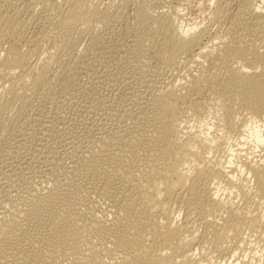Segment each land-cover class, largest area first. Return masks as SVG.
<instances>
[{
	"label": "rangeland",
	"instance_id": "rangeland-1",
	"mask_svg": "<svg viewBox=\"0 0 264 264\" xmlns=\"http://www.w3.org/2000/svg\"><path fill=\"white\" fill-rule=\"evenodd\" d=\"M4 1L7 2L9 1L8 3H10L9 4L10 9L8 8L5 11L6 9L5 8L3 9L4 11L2 10L0 12V23L2 21L1 18H4V16H6L5 18H7L9 14L10 15L15 14L16 15V16L14 15L16 17L15 21L17 22V23L15 22L17 27L16 29L17 31L20 30L19 32L20 34L17 35V32L14 33L13 31H7L4 29L2 31L3 27H1L2 24H0V60H4L5 58H7V56L9 57L10 55L11 56L15 55V57H18V59L21 58V60H23L25 57L24 59L25 61L23 60L22 65L19 67H15V69L12 68V66L3 67L2 65H0V184H1L0 221L9 214H10L9 216H11L12 214L13 216L12 219L17 215L18 218L16 217L15 220L18 219L17 223L18 224L20 223L21 225V229H19L21 232L20 235L24 237L23 238L20 236V238L23 239L20 240L22 242L27 241L25 243H28V240L29 238L31 239V237L32 239L37 237V235L35 234L40 230H38L37 226L34 228H30L29 225L26 226L25 225V223L27 222L26 219L24 217L23 218L20 217L22 215H19L18 212L23 213V211L25 210L27 211L26 208H28L29 210L28 217L29 218L36 217V210H35L36 207L34 206L35 204L29 201L32 200L33 202L32 198H36V197L38 199L40 198L41 200H43L45 196L49 195L48 192L50 191V189H54L53 187H55L54 185H56L55 183L57 180H61V179L64 180L66 177L67 179H65V181L67 182L69 178L67 176L68 173L66 175V172L67 170H70L69 168L71 167L72 165L71 163L74 159L77 160L80 156L84 155L86 150H88V152L89 151L97 152L99 149L97 143L100 144L102 142L101 140H104L106 138L105 136H108L103 132L110 130V128L112 129V128H116L117 126H121V124L122 126L123 124L124 125L126 124V122L120 123L118 121L119 118L117 116L115 117L114 115L117 114L123 115L126 113V115L133 114L134 116H136L138 114L139 116H141L144 115V113L146 114V112L147 114L151 115L150 109L152 108V106L148 104L152 102L150 100L152 99L154 100L155 96L157 95L156 92L158 94L161 93V91L166 90L169 87V85H171V83L176 85V88L178 87L177 88L178 91L179 88L181 89L183 87V89H181L180 91L186 92L184 88L187 87L186 83L188 82V78H190L189 70L191 71L192 75L197 74L198 72L197 68H195L193 64L190 63V61L193 58V55L197 52V49H199L198 46L197 49H195V47L193 48L192 55L191 53H189L179 56L177 52H175L168 46L167 42L169 40V35L165 31H163L162 26L158 21L162 20L166 24H172V26H174L178 30V32L181 33L182 31L187 29L192 30V33L195 34L197 33L196 35L202 38L199 43V47L202 48L204 47V45L212 43L213 41L215 43H218L217 41L219 42L225 40L227 41V39H224V37L226 38L228 37L229 40L230 37L233 38L234 35L236 36V34H238L237 32H239L240 25L236 22L237 20L235 18L237 12L241 10V5H243L245 1L246 2L251 1L253 7L261 6V0H256V1L255 0H85L86 4L84 3V6L83 5L81 6L83 8L81 9L84 11L85 10L88 11L90 9L95 11L94 16L93 14L88 15L87 16L88 19L86 18L87 20L85 19L86 20L85 22L83 21L80 22L78 25L76 24V27L74 28L72 34L65 35L63 32H62L63 34L60 33V29L55 24V21L59 19V16L62 18V17H66L67 16L66 14H68L67 13L68 4L63 2L64 0H55L58 4L54 6L55 4H53L52 2V5L49 4V6L51 7L46 6L48 4L45 2L46 0L45 1L44 0H4ZM138 10L140 11V13H138ZM257 12H260V10L257 9ZM146 15L149 18L151 17V20H148L149 22L147 23L144 22V20L146 19ZM259 17L260 18L258 21H264L263 19L264 10H261V13H259ZM15 23H12V26L10 25L9 28H14ZM50 26L52 27V29ZM57 29H59V31H57ZM257 31L258 32L254 34V36L252 35L253 37L252 36L250 38L245 37L243 43L245 44L246 42L245 45H247V47L255 48L256 50L254 52L264 57V27L262 28V26H260L259 30ZM136 32H140L142 37L141 40H137L136 38H134L136 35H138L136 34ZM63 35L66 37H64ZM62 39L63 40L65 39L64 40L65 42H63ZM135 42L138 43L135 44ZM214 42L213 44H215ZM10 47L11 49L12 48L14 49L9 50ZM130 48L132 50L134 49V51L135 49H137V51L135 55L129 56L127 60L126 58H124L125 56L123 55V50ZM120 55H122L123 57ZM11 56L7 59H12L13 56L12 57ZM15 57L12 60H15ZM121 58L123 61L121 60ZM135 60L137 61L140 60V63L142 65L140 63L139 64L143 66L142 70H144L145 72V73L142 72V74H145L144 76L146 78L144 76H139V74L136 73L138 75L137 76L135 72L132 71L134 67H132L131 65L138 63ZM109 61L111 64L109 63ZM80 62L83 65L81 64L80 66ZM143 62L145 63L143 64ZM46 63H48V65L51 66L50 72L48 73L49 75L46 78L47 80L44 79V81L41 82L40 84H37L36 87L35 85L32 86L31 81L35 79L36 74L37 76L39 75L41 69L40 67H43L42 65H46ZM140 65H138L137 67L140 68L141 67ZM190 66L193 67L191 68ZM258 66H260L259 62L250 61L249 64H247L246 70L251 69L249 70V72L254 71L257 74H259L262 69L257 68ZM255 68H257L258 71ZM130 69H132L131 70L132 72L130 71ZM129 73L133 76H131ZM133 73L135 74V77ZM30 79L31 81H29ZM185 79L187 80V82H185L186 81ZM182 82L185 83L186 86ZM187 89L188 87L186 88V90ZM142 90L145 91L147 90L146 92L147 99L144 96L145 93L141 94V92H143ZM204 90L198 93H194L195 95L193 94L196 100L198 98V101L193 100L194 98L192 96L193 101L200 102L201 100L200 102L201 104L203 102L202 99H204V102L201 105L202 111L200 108H197L195 105H190L189 108V105L186 104L188 107L189 114L187 113L188 116H186L188 120L185 119V117L183 118L184 122H182L181 124L182 129L183 126L185 125V122L188 124H186L187 126L183 131H181L182 129L180 126V130H179L180 136L185 132H189V133L196 132V134L200 133V135L207 136L208 138H211L212 136L214 137L216 136L215 138H218L221 136L223 138L221 139L220 137L221 139L220 143H224L226 141L225 148H227L229 144L233 145L232 146L233 150L240 151L241 156H244L246 152V156L248 158H252V157L255 158V156L256 158H258L257 156L264 157L263 147L259 149H255L251 147L252 146L251 143H249L248 145L245 142L243 143L247 135L246 132L243 133V130L246 131L244 125L249 126L253 117L246 110L240 108L238 104L237 107L236 102L233 101H227V105L226 103L225 104L223 103L222 105L223 107L221 109L222 111L219 110V108L218 109L216 108V110H218L219 113L218 112L215 113L216 111H214L215 109L212 108L213 106L212 105L208 106L207 104V101H212V100L211 99L208 100L209 98L208 96L209 94L207 95L208 91L207 90L204 91ZM143 99L146 100V103L145 101L143 102ZM231 102L233 105H231ZM139 103L142 104L140 105ZM119 104L120 106H118ZM145 104L147 105L145 106ZM204 104L207 107H205ZM209 104H211V102H209ZM142 105L144 106L142 107ZM179 106L182 107L185 105L180 103ZM229 106L231 109H229ZM191 107L193 108L192 109L193 111L191 110ZM224 107L226 108V110H224L225 113L223 112V109H225ZM210 109L212 112L210 111ZM140 111L142 113H140ZM194 111L197 114H195ZM200 111L202 113H200ZM214 113L218 115L216 116ZM223 113L225 114V116L223 115L224 117L222 118L220 114ZM213 114L216 116L215 117L216 119L218 117L219 118L221 117L220 119H224L222 121L223 122L222 124L219 123L221 128L217 124V122H220L221 120L218 121L219 118L217 120L213 118L214 117ZM133 115H130V117H133ZM132 120H134V118ZM197 121L200 123H198ZM120 130H118V132H120L119 135L122 132ZM262 131H264V127L262 128ZM100 133H103V138L101 137L102 134L100 135ZM94 140L101 142L99 143L95 141L93 142L94 144L90 145L91 146L90 147L89 144H91L92 141ZM237 143L239 146H237ZM87 147L90 148L88 149ZM72 148L73 150L75 151L77 150L79 152L78 153L76 151L77 155L76 154L75 155L77 157L74 156L75 151H73ZM242 149L243 151H241ZM66 151L68 152V154ZM69 153L72 154L74 157L72 155H69ZM220 154L221 153L219 154L213 153L212 155H214V157H216L218 161L222 163L223 161H225L226 156L229 153H227V155L225 154L220 155ZM212 155L210 154L209 156L208 154L207 156H209V158L211 157L214 158ZM128 156H132V155L128 154ZM200 156H202V154ZM115 157H119V156L111 155L113 161L116 160V164L111 162L112 165L121 164V162L119 163L120 161L119 158L114 159ZM133 157L134 156L128 157V160L131 158L132 159L131 161H133ZM212 158L211 160L215 161V158L214 159ZM24 159L26 160V162ZM217 159L216 162H218ZM46 163H48V165ZM13 167H17V168H13ZM235 167L237 166L233 165L231 169L234 172V174H237L238 172L236 173V171L238 169L235 170ZM99 171L102 172V170ZM100 172H99V177L90 176V180L88 177V181L92 182V184L87 183V186L83 190V194H81L82 191H80L79 195L81 196L79 198L81 199L77 201L81 203L80 205L82 206V208L83 207L86 208L84 209L85 211L89 210L91 213L89 214L88 211L85 212L86 214L85 213L84 214L88 215V218L87 216L84 215L85 218L81 217V219H84V221L78 219L80 221V222L78 221V223H80L79 225H81V222L83 221L82 226L87 223L84 226L87 227V225L91 223L92 220L94 219L92 214L93 215L97 214L98 216H96L95 219L97 218V220L99 219L101 220V222L103 220V223L99 221L101 223L100 225L105 228L110 227L111 229L113 224L120 223L117 220L118 217L121 218L122 216L126 215L122 211L123 208L126 207L125 204L127 203L125 201H122L120 195L118 196V193L115 190L117 188L114 183L106 184L103 179H100V177L104 178V176L102 177L100 175L102 174ZM87 175H91V173H87ZM193 176L195 177V179H197L198 174L195 172ZM69 177L71 179L70 181H68L70 182V184L76 182L78 183L77 181L79 180L78 175L75 176L71 175ZM91 178L94 181L93 180L91 181ZM203 179L204 178L202 179L200 178L199 181L198 178V180L194 182L195 186H192L190 190L187 189L186 193L184 192V197H183L184 201L183 199L181 201L182 197L176 201L173 199L175 201V202L173 201V204L175 206L173 207L174 209L172 210V213L169 215L170 217L157 215L158 216L157 221H159V223H163V222L165 223L169 220L176 224L178 223L177 225L178 226L180 225L182 227L184 239L180 240V242L185 241L187 243L189 242L194 243L193 251L195 253L193 252V254L194 257L196 258V261H198L199 264H207V263L226 264L228 262H232L235 260L237 262H241L243 260L244 264H264L263 263L264 233L262 231L264 230V226H263L264 207L263 210L262 208L261 209L259 208L262 207L261 205L263 204L264 200L262 199L261 200L262 203H261L259 200H257L258 197L253 198V200L254 199L255 200L254 201L252 200V202L255 205H253L252 209L254 211L252 210L251 216L252 217L254 216L253 213H256L255 210L260 209L259 211L262 210L263 213L257 212L256 214L260 215L262 213L261 215L262 218L261 216H257L256 214H255L257 216L256 218L259 219H256L255 216L254 218L251 217L249 218V220L251 219L250 221L253 220V222H256V224L253 223L255 229L254 227L252 228V230L245 229V231H247V233L244 231L243 234L245 238L242 235V239L245 241H242V243H240V239L235 238L230 233V231H228L229 233L227 232L228 234L225 231H223L226 230L224 227H223L224 229L221 227L222 229L220 228L221 230L218 231L219 229L218 227H220L219 224L223 225L222 217L224 216L223 215L221 217L220 215L219 217L218 215L219 212L216 213V211L214 212V210L212 211L205 206L207 208L205 209L206 210L205 212L200 211L202 208L199 209V211L196 208L197 211H195V209L194 210L192 209L194 213L192 212L189 213V211H191L189 210L191 206L187 203L189 201V196L190 197L195 196L197 194V189L199 188H200L199 191L202 192L201 188H204L206 184L211 183L206 189V191H208L207 194L204 195L201 194V200H203V202L208 203L210 201V199L213 197L212 196L213 194L211 192L215 191L214 193L215 194L217 193L218 196L221 195L220 197H223V195L225 194L224 191L227 188L226 185L228 184L227 180L224 179L225 181L223 180L224 181L223 183L219 182L220 184L219 183L217 184L216 181L211 180L210 182V180L208 179H204V180ZM196 184L197 185L199 184L200 186L198 188H195L197 187ZM201 184H204L205 186ZM251 186L252 185H249L248 191L249 189L252 188ZM187 191L188 192L192 191L193 194L191 192L188 193ZM114 192L116 193L114 194ZM185 194L186 196L188 195V198L185 196ZM191 194L193 196H191ZM202 196L205 197L203 198ZM210 196L212 197L209 198ZM240 196H237V199L235 198V200L234 199L232 200L234 201L235 204L238 202L237 207L238 206L241 207L242 205V207L244 208L246 204L244 203V201L240 202L241 201L240 199H242V197L240 198ZM233 197L235 196L232 195L231 198ZM114 200L115 202H113ZM206 200H208V202ZM257 202L261 204H258ZM129 203L130 201H128L127 204L128 206L126 207V210H128L129 212H133V209L129 206ZM112 205H114L115 208L114 211H111L113 208ZM258 205L260 206L258 207ZM186 206H189V208ZM254 206H256L257 208L254 209L255 208ZM22 207H24L25 210L23 208L22 211ZM38 209H41V206ZM15 210L17 211L18 214H16ZM11 211H13L15 215ZM112 212H114L115 216L112 214ZM41 213H43L42 216ZM39 214L41 218V217H45L44 215L46 213L44 211H40ZM120 214L122 216H120ZM210 214L211 215L213 214L212 216L215 218V221L217 220L216 222L217 224H214L215 226L213 225L215 227L213 228V230L215 229V231H213L214 233H212L211 225L215 221H213L214 218ZM214 214H216L219 218L214 216ZM90 215L92 216V219ZM209 215L210 217H212L211 220L213 221V223H211L212 221L210 222ZM123 218L124 217H122L119 220H122ZM85 219H87V221H85ZM204 219L206 221L205 224H204ZM218 219H222V221ZM104 220H106V222L108 223L105 224ZM139 220L143 224L145 222V217L140 215ZM154 220H156V218ZM111 221L113 222L111 223ZM209 222L211 224L209 225L207 224L208 225L207 228L206 223ZM22 225H24L25 227H23ZM182 225H184V227ZM259 227H261L262 229L258 230ZM227 230L229 229L227 228ZM148 232L147 231L145 232V230L143 231V235L148 234L147 236L144 235V239H146V237L148 236L151 239L152 236H150L149 235L150 232L149 233ZM207 232H211L213 235ZM255 232L256 234L254 235ZM187 234H189V236H187ZM215 234H219V235L221 234V236ZM17 236H18L17 234L15 235L13 234L10 235L8 238H3L2 240L3 242H5L4 248L9 247L8 243L13 242L14 240L12 238H17ZM215 236L216 238H214ZM149 237L147 241L145 240L144 242L149 241L148 243H150ZM211 238H213L214 241L211 240ZM216 239H220V240L218 241ZM21 241H19V243ZM85 241H88L87 243H89L90 240L86 239ZM22 242L20 244L24 245V242L23 243ZM174 243H178V242H174ZM101 244H103V241L101 242ZM244 244L246 246H244ZM43 245H42L43 249L47 250L48 245L47 246L46 244ZM87 247L88 246H85L84 249L83 246L84 250L82 249L81 250L85 251ZM238 247H240L239 248L240 252L238 251L239 249L236 250ZM166 248L168 247H165V249L163 248L162 250H160V252L159 251L157 252L159 253L157 256H159L160 253L162 254L160 255V258L162 256V258L160 259L161 262H159L160 264L162 263L165 264L164 262L168 263V261H169L168 264H170V261L179 262L180 260H182V258L181 257H180L181 259L177 258L179 257V255H181L178 253H180V251L181 252L186 251V250L182 251V249L179 247L181 250L179 249V251L176 253L174 251L172 252V250L174 249L170 247H169L170 249H166ZM244 250L246 252H243ZM241 251L243 252V254ZM166 254L167 256L169 255V258L172 260H170L168 257H165ZM108 256L109 254L102 255L101 257H104L102 258L105 259L104 261L111 260L110 262H112L113 258L110 259L109 258L110 256L109 257ZM48 261L50 262L51 260ZM57 261L61 263L60 258H57ZM31 262L32 261L30 259L18 260L15 261V264H31ZM65 262L68 263L69 260L64 261V263L62 262V264H65ZM113 262H115V260Z\"/></svg>",
	"mask_w": 264,
	"mask_h": 264
},
{
	"label": "bare ground",
	"instance_id": "bare-ground-1",
	"mask_svg": "<svg viewBox=\"0 0 264 264\" xmlns=\"http://www.w3.org/2000/svg\"><path fill=\"white\" fill-rule=\"evenodd\" d=\"M8 2L4 1V0L0 1V12L5 8H6L5 11L9 8L10 3H8ZM45 2L48 3L46 5L48 7H51V6H49V4L52 5V2H53V4H55L54 6H56L58 4L55 0H46ZM63 2L68 4V8H67V6H66V8L68 9L69 12L67 11L68 14H66L67 16L65 15L66 17L61 18L59 16V19H57V17H58L57 16L56 17L57 21H55V24L60 29V33L63 32L65 35L72 34L74 28L76 27V24L78 25L80 22H83V21L85 22L88 19L87 18L88 15L93 14V16H94V14H95V11H93L91 9L88 11H86V10L84 11L81 9V8H83L81 6L82 5L84 6L85 0H64ZM84 8H87V7H84ZM257 9H259L260 12H257ZM261 10H264V0H261V6H258V7H253V4L251 3V1H247V2L245 1V3H243V5H241V10H239L237 12V15L235 18L237 20L236 22L240 25L239 32H237L238 34H236V36L234 35L233 38L230 37L231 39L229 38V40H228V37L227 38L224 37V39H227V41L226 40L221 41V42L217 41L218 43H215L213 41L215 44H213V42H212V43H209L207 45H204V47L201 46L202 48L199 47V43H200V40L202 38H200V36L198 37V35H196L197 33L196 34L192 33V30H188V29L182 31V33L178 32V30L174 26H172V24H166L162 20H159L158 22L162 26L163 31H165L169 35V40L167 42L168 46L172 50L177 52L179 54V56L189 54V53H191V55H192L193 48L195 47V49H197V46L199 48V49H197V52L193 55V58L190 61V63H192L195 68H197L198 72L196 71L197 74L192 75L191 71L189 70L190 78H188V82L186 80L187 78L185 79L186 80L185 82H187L186 84H187L188 89L186 90V88H187L186 87V88H184L186 92H181L180 90L183 89V87H182L181 89L179 88V91H178V89H177L178 87L176 88V85L171 83V85H169V87L166 90L161 91V93H159V94L156 92L157 95L156 96L154 95L155 96L154 100L153 99L150 100V101H152L151 103H149L150 101L148 102L149 103L148 105L152 106V108L150 109L151 115L147 114L146 110H145L146 114L143 112L144 115H141V116H139L138 114L137 115L135 114L136 116H134L133 114H130L129 112L128 113L130 115H133V117H130V115H126V113L123 115H118V114L114 115L115 117L117 116L119 118L118 121L120 123L126 122V124L125 125L123 124V126L121 124V126H117L116 128H112V129L110 128V130L103 132L108 136H105L106 138L104 140H101L102 141V142L100 141L101 143L99 141H96V140L92 141V143L89 144V146L94 144L93 142H95V141L100 143V144L97 143V145L99 146L98 151L96 150L97 152H94V151L88 152V150L85 149L86 150L85 154L83 152L84 155L80 156L77 160L72 158L74 160L73 161L71 160L72 163L71 162L70 163L72 165H71V167L69 166L70 170H67L66 175L68 173V175H67L69 178L68 181L71 180L69 176L78 175V177H79V180H77L78 183L75 181L76 183L70 184V182L65 181V179H67L65 177V179L63 178L64 180L61 179V180L56 181V183H55L56 185H54L56 188L52 186L54 189H50V191L48 192L49 195L45 196V198L43 200H41L40 198L38 199L37 197L36 198L31 197L33 199V202H32V200L29 202L34 203L35 204L34 206L36 207V209H35L36 210V217L35 218H29L28 217V215H29L28 211L29 210H28V208H26L27 211L25 210V208H24L25 205H24V207H22V211H23V208L25 211H23V213L18 212L19 215H22L20 217H22V218L24 217L26 219V221H27L25 223L26 226L29 225L30 228H34L37 226L38 230H40V231L37 230L38 232H36V234L34 233L35 235H37V237H35L32 234L35 238L32 239V237H31L32 240L29 238L28 243H25L27 241H25V242L23 241L24 245L20 244L22 242L21 240H23V239L20 238L21 232L19 229H21V225H20V223L19 224L17 223L18 219L15 220L17 215L13 219H12V217H13L12 214H11V216H9L10 215L9 213H8L9 214L8 216H5V217L3 216L4 219H1V221H0V264H15V261L28 260V259H30L32 261L31 264H62V262L64 263V261H67V260H69V262L68 263L65 262V264H160L159 262H161L160 259L162 258V256L160 258V255H162V254L160 253V255L157 256L159 254L157 252L158 251L160 252V250H162L163 248L165 249V247H168L166 249H170V248L174 249V250H172V252L174 251L176 253L179 251L180 248L182 249V251L186 250L183 252L180 251V253H178V254H181V255H179V257L176 256L177 258L181 257L182 260H180L179 262L178 261L177 262L176 261L175 262L170 261V264H199L198 261H196V258L194 257V254H193V252H194L193 251V244L194 243L193 242L187 243L185 241L180 242V240L184 239L182 227L180 225L178 226L177 225L178 223L176 224V223L169 221V220L165 223L164 222L159 223V221H157V219H158L157 215L168 217L172 213V210L174 209L173 207L175 206L173 204V201L174 200L176 201V200L180 199L181 197H182L181 198V201H182V199L184 197V192L186 193L187 189L190 190V188L192 186H195L194 182H196L198 180V178H199V181H200V178L201 179L202 178L208 179V180H210V182H211V180H213V181H216L217 184L219 182L223 183L225 180H227L228 184L226 185L227 188L224 191L225 194L223 195V197H220L221 195L218 196L217 193L215 194L214 193L215 191L211 192L213 194L212 195L213 197L212 196L209 197V198L212 197L209 202H208V200H206L208 203L203 202V200H201V194L202 195L207 194L208 191H206V189L208 188V186L211 183L206 184L207 183L206 182L205 183L206 186L204 184H201V185H204L206 188L205 187L201 188L202 192L199 191L200 188L197 189V194H199V192H200L199 195L196 194L195 196H193L192 191H189V192L187 191L188 193L191 192L192 193L191 196H193V197L189 196V201L186 200V201H188L187 203L192 207V208L190 207L191 208L190 209L189 206H186L189 208V210H191V211H189V213H191V212L194 213V211H192V209L193 210L195 209V211H197V210L199 211V209H201V208L203 210L201 209L200 211H203V212H205L206 211L205 209H207V208H209L212 211L214 210V212L216 211V213L219 212L218 213L219 217H220V215H221V217L223 215L224 216L222 217V219H223L222 224L223 225L219 224L220 227H218L219 228L218 231L224 227L226 230H223V231H225L226 233L228 231H230V233L235 238L240 239V243H242V241H245L242 239V235L244 234L245 229L246 230L247 229L252 230V228L254 227L253 223L256 224V222H253V220L250 221L251 219L249 220V218L250 217L254 218V216L256 218L257 216H261L263 213L262 210L264 207V202L261 205L262 207H259L260 205H258V207L260 209L262 208L261 211H259L260 209L255 210L256 213L257 212L258 213L262 212V213L260 215L253 213L254 216L253 217L251 216V213L253 210L252 209L253 205H255L252 202L253 198L254 197L255 198H257V197L261 198V199L257 198V200H259L260 202L262 199L264 200V161H263L264 157L257 156L258 158H256V156H255V158H254L251 156L252 158H248L246 156V152H245L244 156H241L240 151L233 150V148H232L233 145L229 144L227 146V148H225L226 141L224 143H220V140L223 138L221 136H220L221 139H220V137H218L219 139L215 138L216 136L215 137L212 136L213 138L212 137L208 138L207 136L200 135V133H197L198 134L197 135L196 132L195 133L193 132L194 134L191 132L190 133L185 132L184 134L181 135L182 136L181 137L179 130H180V126H181L182 122H184L183 118L185 117V119H187L186 116H188L187 115V113H188L187 105H189V108H190V105H195L197 108H200L202 111L201 105L203 104L204 99H202L203 100L202 104L200 103L201 100H200V102H196V101H198V98H197V100L194 98V95H195L194 93L201 92L205 89L204 91H206V90L208 91L207 95L209 94L208 100H210V99L212 100V101H207V104H208V106L209 105L213 106L212 108L215 109L214 110V111H216L215 113H217V112L219 113V111L216 110V108L217 109L219 108V110H221L223 107L222 106L223 103L224 104L226 103V105H227V101L236 102L237 107L239 105L240 108H243L244 110H246L253 118L251 117L252 120H251V123L249 126L244 125V127L246 128L245 129L246 131L243 130V133L246 132L247 135H246V138L243 141V143L245 142L247 145L249 143H251L252 144L251 147H253L255 149H259L262 147L264 148V131H262V128L264 127V57H262L260 54H258L256 52H254L256 50L255 48L247 47V45H245L246 42H245V44L243 43V40L245 37L250 38L252 35L254 36V34H256L258 32L257 30H259L260 26H262V28L264 27V21H258L260 18L259 13H261ZM138 13H140L139 10H138ZM14 15L9 14V16L7 18H5L6 16H4L5 19L1 18L2 21L0 24H2L1 27H3L2 31H3V29L7 30V31H13L14 33L17 32V35H19L20 30L17 31V29H16L17 28L16 27L17 22L15 21L16 15L15 16ZM263 19H264V17H263ZM148 20H151V17L149 18L146 15V19L144 20V22L147 23V22H149ZM12 23H15V27L9 28L10 25L12 26ZM18 25H19V23H18ZM51 29H52V27H51ZM59 29H57V31H59ZM7 31H5V32H7ZM136 34H138V35H136L134 38H136L137 40H141L142 37H141L140 32H136ZM64 37H66V36H64ZM58 38H59V36H58ZM134 38H133V40H134ZM64 40H63V42H65ZM60 42H61V40H60ZM137 43L135 42V44H137ZM12 49H14V48H12ZM12 49L10 47L9 50H12ZM130 49H124L123 50V55L125 56L124 58L127 59V58H129V56H133L136 54L137 49H135V51H134V49L133 50L132 49L130 50ZM118 50H120V49H118ZM13 53H14V51H13ZM13 53H11V54H13ZM9 54H10V51H9ZM120 56H122V55H120ZM9 57L7 56V58H9ZM14 57H15V55L12 57V59H14ZM81 57H80V59H81ZM99 57H100V55H99ZM7 58H5L4 60H0V65H2L3 67L12 66V68H14V69H15V67L21 66L23 60L25 59V57L23 60H21V58L18 59V57H15V60L7 59ZM121 60H122V58H121ZM135 61H137V60H135ZM250 61L260 63V66L257 67V68L262 69L261 72L259 71L260 73L258 72L259 74H257L254 71L249 72V70H251V69L246 70L247 64H249ZM81 62H80V66L82 64ZM137 62L138 63L135 62L136 64L131 65L134 68H133V70L130 69V71L132 70L133 72H135V74L136 73L139 74V76H144L145 74H142V72H144V70H142L143 66H141L142 64L140 63V60ZM145 62H143V64ZM109 63H110V61H109ZM77 64H78V62H77ZM138 65L141 66L140 67L141 69L139 67H137ZM42 66L43 67H40L41 68L40 72L38 71L39 75L37 76V74H36V77H35V79H33V81H31V79L29 80V81H31L32 86L35 85V87H36L37 84H40L41 82H43L44 79H46L47 76L49 75L48 73L50 72L51 66L48 65V63H46V65H42ZM257 68H255V69L257 70ZM105 69H107V68H105ZM255 69H252V70H255ZM192 71H194V70H192ZM52 73H53V71H52ZM135 74H134V77H135ZM125 75H127V74H125ZM131 76H133V75H131ZM50 79H51V77H50ZM134 79H136V78H134ZM176 83H179V82H176ZM129 84H130V82H129ZM183 84H185V83H183ZM186 84H185V86H186ZM144 85H145V83H144ZM23 88H24V85H23ZM129 88H130V86H129ZM142 91L143 92L140 91L141 94L145 93L144 96L146 97L147 96V94H146L147 90L146 91L142 90ZM207 95H206V97H207ZM144 96H143V98H144ZM192 96L194 98L193 100H196V101L192 100ZM150 98H152V97H150ZM146 99H147V97H146ZM144 101L146 103V100L143 99V102ZM209 102H211V104H209ZM103 103H104V101H103ZM180 103L184 104L185 106H182V107L179 106ZM115 104H117V103H115ZM146 105L147 104H145V106ZM231 105H233L232 102H231ZM118 106H120V104ZM143 106L144 105H142V107ZM142 107H141V109H142ZM205 107H207V106L205 105ZM144 109H145V107H144ZM192 109L193 108L191 107V110ZM229 109H231L230 106H229ZM243 109H241V110H243ZM207 110H209V109H207ZM224 110H226V108L223 109V112L225 113ZM128 111H129V109H128ZM142 111H144V110H142ZM201 111H200V113H202ZM210 111H211V109H210ZM221 111H220V113H221ZM140 113H142V112L140 111ZM194 113H195V111H194ZM224 113L220 114V116H222V118L225 116ZM195 114H197V113H195ZM215 115L213 118H215L218 114L216 116ZM128 117H129V119H128ZM133 118H134V120H132ZM220 118L218 121H220V120L221 121L217 122L219 127H220L219 123L222 124L223 123L222 121L224 120V119H220ZM191 120H193V119H191ZM112 122H114V121H112ZM198 123H200V122H198ZM186 124H188V123L185 122V125H184L185 127L183 126V129L181 126V129H182L181 131L185 130V128L187 126ZM237 128H238V126H237ZM118 130L122 131L120 135H119L120 132H118ZM186 130H189V129H186ZM103 133H100V135L102 134V136H101L102 138H103ZM101 137H100V139H101ZM241 142H242V140H241ZM243 143H241V144H243ZM223 144H224V146H223ZM237 146H239L238 143H237ZM72 150H73V148H72ZM91 150H93V149H91ZM94 150H95V148H94ZM249 150H251V149H249ZM73 151H75V150H73ZM76 151L74 153V156L77 155ZM241 151H243V149ZM213 153L214 154L215 153L216 154L221 153L220 155H222V154L227 155V153H229V154L227 155L228 157L226 156L225 161H223L221 163L220 161H218V159L216 157H214V155H212ZM67 154H68V152H67ZM67 154H65V155H67ZM128 154L134 156L133 161H131L132 160L131 158L129 159L130 161L128 160V157H132V156H128ZM201 154H202V156H200ZM208 154H209V156L211 154L215 158V161L211 160L212 157L209 158V156H207ZM69 155H72V154L69 153ZM111 155L119 156V157H115L114 159L119 158L120 161L118 159L117 160L119 161V163L121 162V164L114 165V164H116V160H114L115 161L114 162L113 159L111 158ZM221 157H220V159H221ZM214 158H212V159H214ZM216 159L218 162H216ZM25 162H26V160H25ZM25 162H23V163H25ZM104 162H106V163H104ZM111 162H113L114 164L112 165ZM46 164L48 165V163H46ZM51 164H52V162H51ZM224 165H226V166H224ZM233 165L237 166V167H235V170L238 169L236 171V173L238 172L237 174H234V172L231 169V167ZM13 168H17V167H13ZM99 170H102V172H100ZM99 172L103 174V175L100 174L102 177L104 176V178L100 177V179H103L106 184L107 183H114L116 185V188H117L115 190L118 193V196L120 195V197L122 198V201H125L127 204H128V201H130L129 206L133 209V212H129L128 210H126V207L128 205L125 204L126 207L123 208L122 212L125 213L126 215L122 216L121 215L122 213H121L120 216H122L124 218L122 220H119L122 217L121 218L118 217L117 220L120 223L113 224L111 229H110V227L105 228V227H102L100 225L101 223H103V220L101 222V220H99V219L97 220V218L95 219V217L98 216L97 214H95V215L92 214L94 219L92 220L91 223H89L87 225V227H84L87 223L82 226V224H83L82 222L84 221V219H81V217H84V215L86 214L85 212L88 211L89 214L91 212L89 210L85 211L84 209H86V208H84V207L82 208V206L80 205L81 203L78 202L79 199H81V198H79L81 196L79 194H80V191H82L81 194H83V190L87 186V183L92 184V182L88 181V177H89V180H90V176L91 177L92 176L99 177ZM195 172L198 174L197 179H195V177H194L195 175L193 176V174ZM33 173H34V171H33ZM87 173H91V175H87ZM92 180L93 179L91 178V181ZM250 183H252V184H250ZM249 185H252L251 186L252 188L249 189V191H248ZM0 186H1V184H0ZM196 186L197 187H195V188H198L200 185L196 184ZM209 188H212V187H209ZM193 190H194V188H193ZM116 192H114V194ZM249 193H251L252 195ZM208 195H209V193H208ZM232 195H234L235 197L231 198ZM113 196H115V195H113ZM185 196H186V194H185ZM237 196H240V198L242 197V199H240L241 200L240 202L244 201V203L246 204V206L244 208L241 205L242 209L240 206L237 207L238 202L235 204L234 201L232 200V199L235 200V198L237 199ZM18 197H20V196H18ZM186 197L188 198V195ZM202 197L204 198L205 196H202ZM121 198H119V199H121ZM183 201H184V199H183ZM113 202H115V200ZM205 203H206V205H205ZM257 203L261 204L262 202L261 203L257 202ZM26 204H28V203H26ZM40 206H41V209H38V208H40ZM112 207L113 208L111 211H114V209H115L114 205H112ZM122 207H120V208H122ZM254 207H255L254 209L257 208L256 206H254ZM188 208H187V211H188ZM196 208H197V210H196ZM13 211H11V212H13ZM17 211H16V214H18ZM40 211H44L46 213L44 215L45 217L40 218V214H39ZM13 214H14V212H13ZM42 214L43 213H41V216H42ZM112 214L114 215V212H112ZM140 215L145 217V222L143 224L139 220ZM210 215H209V217H210ZM85 216H87V218H88V215H85ZM90 216H89V218H90ZM92 216H91V219H92ZM214 216L219 218L216 214H214ZM212 217L209 218L210 222L212 221L211 220ZM155 218H156V220H154ZM261 218H262V216H261ZM78 219L83 220L81 222V225H79L80 223H78V221H79ZM91 219H90V221H91ZM103 219H104V217H103ZM222 219H218V220L222 221ZM256 219H259V218H256ZM106 220H104L105 224L108 223V222H106ZM117 220H116V222H117ZM85 221H87V219H85ZM161 221H163V220H161ZM213 221H215V218L213 219ZM213 221L211 223H213ZM112 222L113 221H111V223ZM205 222L206 221L204 219V224H205ZM210 222L206 223L207 228H208V225L211 224ZM216 222H217V220L211 225L212 226V233H214L213 231H215V229L213 230V228H215L214 224H217ZM22 226L25 227L24 225H22ZM182 226L184 227V225H182ZM37 228H35V229H37ZM227 228L229 230H227ZM259 228H258V230L262 229L261 227H259ZM254 229H255V227H254ZM144 230H145V232L149 231L150 233H152V234H150L148 232L149 235L152 236L151 239L148 236L150 239V243H148L149 241L144 242L145 240L147 241V239H148V237H146V239H144V235H146V236L148 235V234L143 235ZM216 230H217V227H216ZM262 231L264 233V230H262ZM28 232H29V229H28ZM245 232L247 233V231H245ZM252 232H254V231H252ZM207 233H211V232H207ZM13 234L14 235L17 234L18 235L17 238H12L14 241L11 243H8L9 247L4 248L5 242H3L2 239L8 238L10 235H13ZM189 234H187V236H189ZM255 234H256V232L254 233V235ZM32 235H30V236H32ZM215 235L221 236V234L220 235L215 234ZM21 237H23V236H21ZM243 237H244V235H243ZM214 238H216V236ZM86 239L90 240L89 243H87L88 241H85ZM211 240H213V238H211ZM216 240L219 241L220 239H216ZM19 241H21V242L19 243ZM102 241H103V244H101ZM105 241H107V242H105ZM104 242H105V244H104ZM174 242H178V243H174ZM43 244H46V246L48 245L47 250L43 249V246H45ZM260 245H261V242H260ZM83 246H84V249H85V246H88L85 251H82V250H84ZM244 246H246V245L244 244ZM239 248L240 247H238L236 250H238ZM242 248H243V246H242ZM247 249H246V251H247ZM252 249H253V247H252ZM249 250H251V249H249ZM238 251L240 252V249ZM246 251L244 250L243 252H246ZM243 252H242V254H243ZM252 252H253V250H252ZM108 254L110 256V257L108 256L110 259L113 258L112 262H110L111 260L110 261H108V260L104 261L105 259H102L104 257H101L102 255H108ZM165 257L169 258V255L167 256V254H166ZM57 258H60L61 263L58 262L59 260L57 261ZM260 258H261V256H260ZM48 260H51V261L49 262ZM114 260H115V262H113ZM170 260H172V259H170ZM263 260H264V257H263ZM162 261H163V259H162ZM242 261L237 262L235 260L232 262H228L226 264H244V261L243 262ZM259 262H260V260H259ZM164 263L166 264L167 262H164ZM168 263H169V261H168Z\"/></svg>",
	"mask_w": 264,
	"mask_h": 264
}]
</instances>
